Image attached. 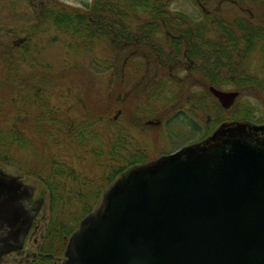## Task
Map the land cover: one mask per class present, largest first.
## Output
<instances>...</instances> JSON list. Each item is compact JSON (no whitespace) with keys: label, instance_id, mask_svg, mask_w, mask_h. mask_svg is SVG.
I'll list each match as a JSON object with an SVG mask.
<instances>
[{"label":"rangeland","instance_id":"1","mask_svg":"<svg viewBox=\"0 0 264 264\" xmlns=\"http://www.w3.org/2000/svg\"><path fill=\"white\" fill-rule=\"evenodd\" d=\"M189 1L175 0L170 6L188 11ZM91 2L0 0V138L10 128L18 129L21 135L19 143L6 141L4 149L0 148V168L36 185V194L43 200L35 220L37 230L26 239L21 256L11 254L0 264H21L19 260H24L27 253L42 248L41 236L50 219V195L43 183L49 164L63 162L64 168L72 167L77 176L93 181L85 189L79 180L65 178V186L61 180L58 188L65 194L69 190L83 192V199L74 200L69 207L75 215L64 220L75 231L80 220L98 207L109 186L135 163L176 151L225 121L245 119L264 124V54L259 50L253 49L244 62H235V74L222 70L217 76L212 70L210 75L207 69L197 71L202 62H175L159 70L157 76L154 73L158 67L137 62L139 57L122 62L125 53L113 51L103 40L78 46L76 37L66 31V22L50 18L47 11L59 6L83 9L84 3ZM42 4L45 10L41 12ZM207 8L218 17L249 15L264 22V0H208ZM25 32L28 41L23 48L14 47L13 39ZM126 47L130 51L135 45ZM24 50L25 62H21ZM210 77L219 85L216 88L238 92L229 108H223L209 93ZM154 78L158 81L153 82ZM157 84L160 88L156 89ZM22 98L28 105L24 106ZM37 100L53 108L58 120H87L86 129L94 132L93 136L87 132L85 142L74 144L61 130L55 137L45 135V126L44 135L34 124L24 130L20 119L27 114L35 117L38 105L32 102ZM185 107L190 110L181 113ZM132 160L134 164L128 166ZM120 169L119 176L108 181ZM85 206L91 208L90 212L83 211ZM70 236H66V246ZM66 246L51 250L61 256Z\"/></svg>","mask_w":264,"mask_h":264},{"label":"water","instance_id":"2","mask_svg":"<svg viewBox=\"0 0 264 264\" xmlns=\"http://www.w3.org/2000/svg\"><path fill=\"white\" fill-rule=\"evenodd\" d=\"M208 90L225 109L238 95ZM0 178V214L11 218L15 178ZM61 264H264V124L225 121L129 167L80 220Z\"/></svg>","mask_w":264,"mask_h":264},{"label":"trees","instance_id":"3","mask_svg":"<svg viewBox=\"0 0 264 264\" xmlns=\"http://www.w3.org/2000/svg\"><path fill=\"white\" fill-rule=\"evenodd\" d=\"M174 1L92 0L91 3H84L83 9L59 6L56 10L50 7L47 11L50 13V18L59 20L61 24L66 22V31L76 37L78 46L80 43L86 44L91 40H103L109 44L113 51L119 49L125 53L122 62H129L130 59L139 57L141 60H136L137 62H149L155 65L158 67L154 73L157 76L160 75L158 71L164 70L165 66L169 67L175 62L183 60L194 64L202 62L201 67L197 65V71L207 69L206 74L212 75V70H215L214 73L217 76L222 70L235 74V62H243L245 55L253 50L251 47L247 50L243 49L242 42L246 40L252 45L254 41L259 40L264 25L258 22L257 18L249 15L246 18H219L207 8L208 0H190L188 11L171 7L170 5ZM42 5L41 12L45 10L44 4ZM54 11H56L55 14H52L51 12L54 13ZM127 45H135V47L127 51ZM210 78L211 84L218 87L217 82L213 81L212 77ZM153 80V82L158 81L155 78ZM251 81L248 79L249 83ZM156 86L157 89L159 85ZM37 105V114L35 113V117H31L25 124V130L34 124L37 131L42 134L44 132L42 126H45V135H54V137L58 136L61 130V133L71 138L74 144L85 142L87 132L93 136L94 132L86 129L88 127L87 120L78 122L76 119L70 120L66 117L58 120L55 111L48 104L41 102ZM218 108L220 109L217 106V110ZM19 137L21 139L18 129H8L4 137L0 138V148L4 149L6 141L11 144L19 143ZM132 164H134V160L129 162L128 166ZM63 166V162L61 165L49 164L43 180L50 195V219L42 242V249L57 256L60 253L52 251V247L64 248L67 242L66 236H70L74 232L73 229L67 227L66 221L64 223L65 218L75 215V210L69 207L74 200L83 199L82 191L73 193L72 190H69L66 194L61 192L62 190L59 191L61 180H63L62 186H65V178L79 180V185L85 189L93 183L87 177L77 176L78 173H75L74 168L68 166L64 168ZM61 167L64 169L58 173L57 171ZM121 169L109 176L108 181L112 177L119 176ZM58 192H61L62 195ZM85 196L89 197V195ZM84 208V212H90L91 208L86 209V206ZM74 218H78V216ZM44 260L41 259L40 263L35 264H43Z\"/></svg>","mask_w":264,"mask_h":264},{"label":"flooded vegetation","instance_id":"4","mask_svg":"<svg viewBox=\"0 0 264 264\" xmlns=\"http://www.w3.org/2000/svg\"><path fill=\"white\" fill-rule=\"evenodd\" d=\"M228 1V0H226ZM234 2V0H233ZM250 13V12H247ZM222 16H219L221 18ZM225 18V16H224ZM264 25V22H261ZM261 36H259V40L256 42L254 41L252 45H250L246 40H244L243 43V49L247 50L249 47L252 49H257L261 53L264 54V26L263 29H261ZM28 41V37L26 36V32L22 33L20 36H18L16 39H13L12 44L14 47L20 48L24 46V44ZM23 48V47H22ZM26 50V49H25ZM25 50L22 52V56L20 58L21 62H25ZM248 54L245 55L244 60ZM182 62H186V60H183ZM244 62V61H243ZM193 63V62H191ZM20 100V99H19ZM39 100V97H38ZM34 101L32 104H41L39 103L40 101ZM22 103L25 105H28L29 102H26L25 100L23 101V98L21 99ZM43 103V102H42ZM189 105V104H186ZM185 110H190L189 107H185V109L181 110V113H185ZM24 114V112H23ZM30 120L28 114L26 115V118L24 116L21 117L20 123H22V127H24L25 130V124L28 123ZM257 124V123H256ZM260 124V123H258ZM186 129H188L190 132H194L192 129L188 128L187 125L184 124ZM212 129L207 132L203 136H199L195 139L188 140L183 146L194 144L197 142L202 141L206 137L212 134ZM179 147L178 149H180ZM176 149V150H178ZM175 151V150H174ZM172 151V152H174ZM159 155H167L169 153ZM156 157V158H158ZM156 158H151L145 162L141 163H135V164H142V163H147L149 161H152ZM1 174H6L9 176L14 177L13 179V188H12V193L11 196L14 200V203L17 206V210L13 209L11 213V218H4L0 214V251L4 249V246H10L12 244L16 245L17 247L9 250H5L0 254V261L11 254H15L17 257H20L21 252L24 248V243L26 239L37 230V223H35L36 218L39 214L40 208L42 206L43 200L36 194V185H31L22 180V178L19 175L12 174L10 172H7L0 168V177ZM7 181H10L12 179L6 178ZM0 188L2 185L5 187H8V184H3L2 178H0ZM6 195H3L0 193V204H3L6 199ZM19 211V212H18ZM45 235V233H44ZM44 235L41 236V240H44ZM36 242V240H35ZM43 242V241H42ZM42 244V243H41ZM65 251V249H64ZM63 251V254H64ZM63 254L59 257H57L54 253H51L49 251H44L41 247L37 248V251H32L31 253H27V256L24 258V260H19V263L21 264H35V263H40V260H44L45 262L43 264H61L63 260ZM30 255V256H29ZM49 260V261H47ZM51 263H47V262Z\"/></svg>","mask_w":264,"mask_h":264}]
</instances>
